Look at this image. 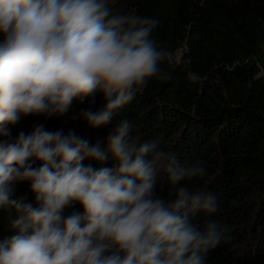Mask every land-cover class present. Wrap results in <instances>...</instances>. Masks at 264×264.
<instances>
[{
    "label": "clouds",
    "instance_id": "1",
    "mask_svg": "<svg viewBox=\"0 0 264 264\" xmlns=\"http://www.w3.org/2000/svg\"><path fill=\"white\" fill-rule=\"evenodd\" d=\"M159 23L115 13L112 0H0V135L22 116H63L97 92L105 106L83 119L108 124L149 81L169 79L163 65L173 53L153 36ZM133 131L120 120L106 150L42 125L0 143V209L15 204L18 213L15 234L0 240V264H206L231 238L218 220L193 223L219 211L214 194L184 183L206 169L182 164L162 138L141 141ZM109 159L112 167L83 163ZM161 178L166 197L155 191ZM25 180L35 206L10 200L8 185ZM73 204L82 212L65 216Z\"/></svg>",
    "mask_w": 264,
    "mask_h": 264
},
{
    "label": "trees",
    "instance_id": "2",
    "mask_svg": "<svg viewBox=\"0 0 264 264\" xmlns=\"http://www.w3.org/2000/svg\"><path fill=\"white\" fill-rule=\"evenodd\" d=\"M112 8L159 20L154 38L172 53L182 49L180 62L163 65L169 79L149 81L106 125L92 128L83 119L85 110L105 106L97 92L74 100L63 116H22L6 126L0 143L30 134L42 118L48 131L74 132L106 150L119 121L129 119L134 138H162L163 150L182 164L206 169L204 177L184 183L214 194L219 211L197 214L193 223L218 220L231 237L207 254L206 264H264V0H112ZM83 163L99 169L114 162ZM169 187L161 178L155 191L166 197ZM8 188L11 201L35 206L29 181H12ZM73 211L82 209L73 204L64 214ZM17 215L15 204L0 209V240L15 234Z\"/></svg>",
    "mask_w": 264,
    "mask_h": 264
},
{
    "label": "rangeland",
    "instance_id": "3",
    "mask_svg": "<svg viewBox=\"0 0 264 264\" xmlns=\"http://www.w3.org/2000/svg\"><path fill=\"white\" fill-rule=\"evenodd\" d=\"M183 59L182 49H179L173 53L172 62H180ZM43 126L45 130L48 131V126L45 124L41 118V121H37L33 124V128L35 129L37 126Z\"/></svg>",
    "mask_w": 264,
    "mask_h": 264
}]
</instances>
